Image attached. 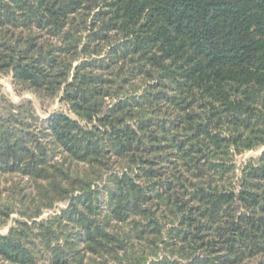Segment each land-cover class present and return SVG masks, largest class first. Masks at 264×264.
Listing matches in <instances>:
<instances>
[{
    "label": "trees",
    "instance_id": "trees-1",
    "mask_svg": "<svg viewBox=\"0 0 264 264\" xmlns=\"http://www.w3.org/2000/svg\"><path fill=\"white\" fill-rule=\"evenodd\" d=\"M2 76L0 264H264V0H0Z\"/></svg>",
    "mask_w": 264,
    "mask_h": 264
},
{
    "label": "rangeland",
    "instance_id": "rangeland-1",
    "mask_svg": "<svg viewBox=\"0 0 264 264\" xmlns=\"http://www.w3.org/2000/svg\"><path fill=\"white\" fill-rule=\"evenodd\" d=\"M0 91L6 93L7 96L10 98V100L13 101L14 103H19L25 99L31 100L37 114L40 117H45L48 113H50L55 109L65 110V108L58 101L52 103H41L30 93H19L12 86V83L8 76L0 77ZM262 149H264V147L261 148V150ZM259 151L260 150L247 152L243 155V158H246L251 155H256L257 153H259ZM47 213H50V211L45 212L46 215ZM6 231H7V227H0V233H5Z\"/></svg>",
    "mask_w": 264,
    "mask_h": 264
}]
</instances>
